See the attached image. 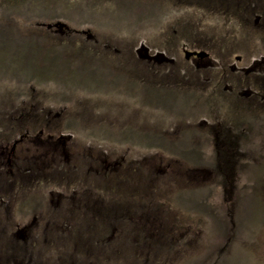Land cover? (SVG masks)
Here are the masks:
<instances>
[{"label": "rangeland", "instance_id": "obj_1", "mask_svg": "<svg viewBox=\"0 0 264 264\" xmlns=\"http://www.w3.org/2000/svg\"><path fill=\"white\" fill-rule=\"evenodd\" d=\"M37 13L43 25L0 16V109L36 91L41 107L64 111L29 123L79 138L67 141L66 164L80 150L104 160L96 165L124 162L120 176L87 174L88 212L101 226L78 233L65 218L67 236L31 250V264H264V0H77ZM59 15L61 28L44 26ZM183 48L207 56L196 65ZM159 52L166 58L144 55ZM93 157L80 156V172ZM231 170L219 197L212 173L222 184ZM0 197L12 225L47 211L42 191L24 183ZM4 215L0 207L1 226ZM111 226L112 244L97 246ZM6 228L0 247H25Z\"/></svg>", "mask_w": 264, "mask_h": 264}, {"label": "flooded vegetation", "instance_id": "obj_2", "mask_svg": "<svg viewBox=\"0 0 264 264\" xmlns=\"http://www.w3.org/2000/svg\"><path fill=\"white\" fill-rule=\"evenodd\" d=\"M182 50L185 58L187 60L192 59L196 65L207 56L199 57L196 55L199 52H190L184 48ZM144 55L147 58L152 57L153 60L166 58L162 52L153 56L147 53ZM248 71L252 72L253 69L245 70V72ZM39 95L36 91L33 92L31 90L29 92L26 89L21 99L18 100L17 108L0 109V114L4 113L3 118L6 122L5 125L0 124V193L3 190H7L9 193H16V189L24 183L28 192L32 191L33 187L42 191L45 195L47 207V211H43V208L39 207L37 211L31 213L28 217L26 216L24 222H17L12 225L11 212L8 211L10 202L4 197H0V207L4 210L5 220H7L6 226L10 225V240L17 244L22 243L25 246L0 247V264H31V250L41 247V245L42 247L53 245L58 234L61 235V239L67 236L64 233L63 235L65 236L62 237L60 233L65 218L68 220L74 219L68 225L72 226L73 230L75 229L78 233H85V228L89 225L94 228L100 227V219L88 212V205L91 204L90 188L92 189L93 186L89 185L88 180L90 177L87 174L91 175L92 172L97 171V168H99L100 170H105V172L112 171L117 176H120L121 168L123 167V156L114 158L110 163L104 165L99 163V165H96L95 162L98 160L95 158H99L98 162H103L104 160H101L97 155L94 156L91 150H80V154L79 152L77 153L79 157L76 159L75 164L71 165L69 162L66 164L67 160L63 158L66 152L65 145L67 141L74 139L75 136L64 131L52 134L46 127L37 128L39 123L32 122L33 125L29 123L32 120L38 122V118H42V114L45 111L48 114H46V118L60 119L63 114L64 107L54 112L50 107V109L41 107V97H39V100L32 99ZM76 138V140L74 139L75 141L79 139L78 137ZM84 139L95 140L92 137ZM227 139H231V133L228 134ZM224 143L227 145L226 147H229L234 144V141L232 139L229 144L226 141ZM80 156L87 163L89 158L94 156L91 165L84 164L82 166L85 173L79 171ZM54 174L57 176L56 184L54 182ZM107 174L105 175L107 176ZM71 177L76 178L74 183L69 182ZM58 181H65V185L61 186ZM52 197H57V199L53 201ZM49 204L55 208L50 207L48 210ZM123 217L125 220L128 219L124 215ZM6 226L0 225V230L2 229L4 232L7 229ZM51 229H53L54 233L47 234ZM117 234V228L111 226L110 232L102 234L100 237L97 236L99 238L95 237L97 238L95 239V244L100 246L103 242H107L111 245L112 242L110 241H113L112 239ZM49 236H53V238L49 240L47 238ZM16 237H19L20 240H16ZM74 246H77V244Z\"/></svg>", "mask_w": 264, "mask_h": 264}, {"label": "trees", "instance_id": "obj_3", "mask_svg": "<svg viewBox=\"0 0 264 264\" xmlns=\"http://www.w3.org/2000/svg\"><path fill=\"white\" fill-rule=\"evenodd\" d=\"M26 1H27V3H25ZM76 1L77 0H0V16L5 14L6 19L13 21V22H16L15 20L17 18H23L27 21H30V20L33 21L34 20V21H36L34 23L37 25L38 24L43 25V23L38 22V20H39L38 18H40V15L37 13L38 10L53 9V8H56L59 6L66 9V8H69L70 6H73L76 3ZM25 13H27V17H25ZM62 18L65 19L64 17L59 15L58 17H55L53 20H56L55 23H59L60 22L59 19H62ZM55 23L47 22V23H44V26L49 25L52 28ZM233 131H230V133H231V139L230 140L233 139V141H234V144L231 145L232 148H234L237 145V141L235 140V134ZM261 137H263V135H261ZM95 140L99 141V140H103V139H95ZM190 171H192V170L190 169ZM231 171L232 172L228 175L227 180L225 182H223L222 184L214 180V173H212L213 174V180H212L211 186L220 187L219 197H221L222 195L225 194V191H227V187L230 186V184H231V181H232V178L234 175V171L233 170H231ZM202 172H204V171H202ZM202 172H198L200 174V178L205 177L204 176L205 174L202 175ZM198 178L199 177L192 178V179L196 180L198 182ZM190 179H191V176H190ZM202 179H204V178H202ZM199 181H202V180H199ZM203 182H204V180H203ZM208 182L209 181L206 180V183H208ZM223 185H225V186H223ZM221 187H223V190H224L223 194L221 193ZM256 207H258V206H256ZM263 207H264V202H263ZM144 255L149 256V254L146 252L144 253Z\"/></svg>", "mask_w": 264, "mask_h": 264}, {"label": "water", "instance_id": "obj_4", "mask_svg": "<svg viewBox=\"0 0 264 264\" xmlns=\"http://www.w3.org/2000/svg\"><path fill=\"white\" fill-rule=\"evenodd\" d=\"M47 27L50 28L49 25H48ZM54 27H55V28H58V27L61 28L62 25H61L60 23H55V24H54ZM190 54H191V53H190ZM196 55L199 56V57H203V56H206V53H205V52H199V53H196Z\"/></svg>", "mask_w": 264, "mask_h": 264}]
</instances>
